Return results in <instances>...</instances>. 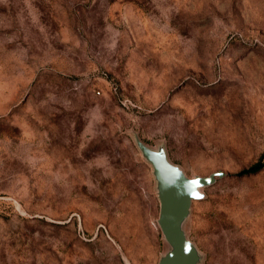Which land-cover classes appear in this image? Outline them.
Wrapping results in <instances>:
<instances>
[{
	"label": "rangeland",
	"instance_id": "374dc122",
	"mask_svg": "<svg viewBox=\"0 0 264 264\" xmlns=\"http://www.w3.org/2000/svg\"><path fill=\"white\" fill-rule=\"evenodd\" d=\"M135 137L225 173L199 264H264V0H0V264H157Z\"/></svg>",
	"mask_w": 264,
	"mask_h": 264
},
{
	"label": "water",
	"instance_id": "95a60500",
	"mask_svg": "<svg viewBox=\"0 0 264 264\" xmlns=\"http://www.w3.org/2000/svg\"><path fill=\"white\" fill-rule=\"evenodd\" d=\"M141 157L151 166L159 202L157 225L168 249L157 264H199L201 255L187 238L184 225L193 201L203 199L202 188L209 187L225 176L223 171L208 176L187 177L167 158L163 146L149 148L135 137Z\"/></svg>",
	"mask_w": 264,
	"mask_h": 264
}]
</instances>
